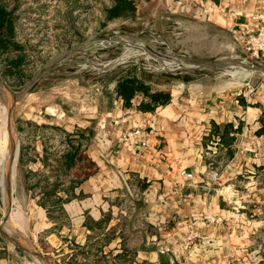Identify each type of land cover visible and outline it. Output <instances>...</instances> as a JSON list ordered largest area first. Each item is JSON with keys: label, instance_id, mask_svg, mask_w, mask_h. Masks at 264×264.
<instances>
[{"label": "crops", "instance_id": "crops-1", "mask_svg": "<svg viewBox=\"0 0 264 264\" xmlns=\"http://www.w3.org/2000/svg\"><path fill=\"white\" fill-rule=\"evenodd\" d=\"M170 8L191 11L201 22L228 32L233 43L226 48L243 55L247 54L244 37L233 35L232 30L256 27L264 20V0H172ZM259 61L264 63V58ZM144 78L155 90L169 91L167 104L143 110L141 106L148 107L149 101L137 94L125 105L116 94V80L109 87L108 107L101 109L94 101L81 99L84 89L69 82L50 94L44 113L35 111L33 119L39 128L66 119L70 129H86L97 120L85 148L97 172L76 190L83 198L64 205L65 213L79 218L76 232L84 233V243L89 233L82 227L85 213L97 220L104 211L100 212L102 196L124 189L141 199L147 210L135 264H249L256 252L249 245L260 222L246 217L233 184L255 171L264 177V135L258 134L264 125V85L246 95L241 88ZM95 95L100 97L99 92ZM42 114L49 118L43 119ZM212 124H231L233 130L240 125L239 133H229L235 137L231 159L219 137L211 135ZM135 130L141 134L123 141V135ZM141 141L148 147L138 150L134 145ZM43 148L36 154L37 161ZM34 201L37 205V198Z\"/></svg>", "mask_w": 264, "mask_h": 264}, {"label": "rangeland", "instance_id": "rangeland-1", "mask_svg": "<svg viewBox=\"0 0 264 264\" xmlns=\"http://www.w3.org/2000/svg\"><path fill=\"white\" fill-rule=\"evenodd\" d=\"M137 1L132 15L106 21L105 14L112 6L111 0H0V6L11 14L9 19L13 23L12 35L3 32L7 43L4 48L0 47V78L12 91L19 93L38 77L28 93L12 105L11 116L7 105L0 104V171L5 160L4 152L8 147L15 149H12L5 177L7 185L0 178L1 188L5 185L11 201L10 214L4 221L5 202L0 194V264H44L35 255L13 244L8 236L30 245L51 264L70 254L73 242L81 246L86 242L82 240L84 233L76 232L75 221L79 218L66 212L68 218L56 229L58 226L47 218L45 210L35 204L27 190V178H30L29 182H39L49 174L40 159L37 161L36 154H41V146H46L53 154H60L64 149L62 132L39 128L33 119L35 111L44 113L42 107L50 102L55 89L69 82L78 84L84 89L81 99L94 101L93 104L104 109L112 99L111 84L121 77L136 74L182 84L202 83L218 89L236 91L241 88L246 95H252L257 87L264 85L262 77L249 75L237 66H224L227 60L237 58L264 70V63L258 59L226 48L233 43L228 32L201 22L191 11L189 14L174 12L170 8L172 0ZM112 37H120L132 44L149 45L158 52L177 57L189 68L163 70L158 61L146 55H135L134 50L122 44H104L95 51L62 56L85 42ZM98 92L100 97L97 98L95 94ZM36 98L40 101H34ZM8 116L13 135L10 134ZM41 116L43 118V114ZM45 118L49 117L44 115ZM96 121L93 120L91 127L86 129H70V122L67 123L66 119L47 126L58 127L65 133L83 130L91 138ZM14 160L15 169L9 180ZM30 172L37 176L29 177ZM247 175L248 179L238 177L233 185L240 192L246 217L260 222L249 245L250 251L256 252L250 255L248 263L264 264V177L256 171L254 175ZM136 199L134 194L130 196L127 190L121 189L106 192L102 196L104 204L100 205V212L111 211L114 220L110 226L119 223V216L122 225L125 221L130 225L131 229L126 228V232L130 230L132 233L128 246L133 249L140 248L142 232L146 229L143 219L147 210L140 209ZM62 236L68 237L66 243L62 242ZM118 241L114 240L104 252L118 248Z\"/></svg>", "mask_w": 264, "mask_h": 264}, {"label": "trees", "instance_id": "trees-1", "mask_svg": "<svg viewBox=\"0 0 264 264\" xmlns=\"http://www.w3.org/2000/svg\"><path fill=\"white\" fill-rule=\"evenodd\" d=\"M112 6L106 10V21H111L117 18L132 15L137 7V0H111ZM10 13L6 8L0 6V47L4 48L6 39L3 38V32L12 35L13 23L10 18ZM188 83V82H186ZM184 84V83H183ZM116 94L121 97L125 105H128L130 100L137 94H141L148 99L149 106L141 109L153 110L156 106L165 105L169 102L170 94L168 90L158 91L155 87L146 82L144 77L137 74L133 76L121 77L117 80ZM264 116V112H263ZM53 129L56 132L63 134V151L58 154L50 153L48 148L44 146L43 156L40 159L44 168L48 169L49 174L43 176L39 182H29L27 178V190L33 199L37 198V205L45 210L47 218L58 226L63 225L68 217L64 211V205L75 199L83 198L81 192L76 193L80 185L88 180L97 172L96 164L91 161L85 154V148L89 144L90 137L87 132L77 130L74 133H65L56 127L44 126ZM222 129V130H221ZM240 125L233 130L231 124L223 127L212 124L211 135L219 137V143L227 147V157H233L231 146L235 141L234 136H229V133L237 134L240 132ZM258 134L264 135V125L258 131ZM23 148L21 147V161ZM37 176L36 173H29V177ZM138 185L144 187L141 181L136 180ZM43 184V185H42ZM142 187V188H143ZM62 195V196H61ZM131 196V195H130ZM130 198V197H128ZM136 205L140 209L145 206L141 199H136ZM117 219V218H116ZM114 220L111 211L101 212V216L95 220L85 213L82 227L89 233L84 245L72 243L71 253L63 255L55 264H135L138 249H133L128 246L130 230L126 232V228L130 225L125 221L121 224L120 216L119 223H115L109 227L110 222ZM66 223V222H65ZM147 227V224L144 223ZM129 233V236L126 234ZM119 239L118 248H113L104 252L114 240ZM67 238H62L66 243Z\"/></svg>", "mask_w": 264, "mask_h": 264}, {"label": "water", "instance_id": "water-1", "mask_svg": "<svg viewBox=\"0 0 264 264\" xmlns=\"http://www.w3.org/2000/svg\"><path fill=\"white\" fill-rule=\"evenodd\" d=\"M104 44H108V46H112L115 44H122L123 46H126L128 48H131L132 50L135 51V55L137 54H141V55H146L147 57H150L156 61L159 62V60H157L156 58H176L174 56L168 55V54H164L161 52L156 51L153 47L149 46V45H138V44H132L130 42H127L125 40H123L120 37H112L109 38L108 40H93V41H88L85 42L79 46H76L72 49H70L69 51L65 52L64 54H62V56H70L73 55L74 53L77 52H88V51H95L97 49L102 48V46ZM157 56V57H156ZM242 62L244 61L246 64L243 65L244 68L252 70L255 73H262L264 72L263 69L254 66L253 64L240 59ZM225 67H232V66H237L238 67V62H236V60H227L225 63H223ZM257 76H259L258 74H255ZM260 77V76H259ZM38 79V77H34V79L27 85L25 86L21 92L16 93L14 91H12V89L0 78V87L2 92H5V94L8 96V107H9V111H11L12 105L19 99L23 98L29 91V89L31 88V86L34 84V82H36ZM11 116V114H10ZM18 152H19V147L17 146V156H18ZM4 220H5V215H4ZM4 222V221H3ZM7 235V234H6ZM8 236V235H7ZM9 240L15 244L16 246H18L19 248H21L22 250L26 251L29 254L35 255L37 258H39L44 264H51L49 261H47L45 258H43L40 254H38L37 252H35L30 245L25 244L21 241H19L16 238L10 237L8 236Z\"/></svg>", "mask_w": 264, "mask_h": 264}, {"label": "bare ground", "instance_id": "bare-ground-1", "mask_svg": "<svg viewBox=\"0 0 264 264\" xmlns=\"http://www.w3.org/2000/svg\"><path fill=\"white\" fill-rule=\"evenodd\" d=\"M156 59L159 60V63L161 64V69H163V70H178V69H183V68H189L188 65H186L184 62H182L178 58L176 59V58L170 57V58L167 59V58H158L157 57ZM231 60H236V62H238V67L241 70L247 71V72H249L251 74H258L260 77H262L264 79V72H262V73H259V72L258 73H255L252 70H249V69H246V68L243 67V65L246 64L244 61L239 62L241 60L240 59H237V58L236 59H233L232 58ZM8 102H9L8 101V96L5 94V92H2L1 87H0V104L2 106H4L6 104L7 107H8ZM10 114H11V111H10ZM8 118H9V124H10V134L13 135L12 128H11V122H10V119L11 118L9 116H8ZM13 144H12V146H13ZM12 149L13 148H11V147H8L7 148V150L4 152V158H5V160L3 161V163L1 162L2 163L1 164L2 168H1V171H0V178L3 180L2 183L5 184V182H6L5 185H7V179H5V177L8 175L7 172H8L9 165H10L9 163L11 162L9 160L12 159L11 158L12 157ZM13 150H15V149H13ZM12 164H13V166H12ZM12 164H11L12 167L10 168L11 173L9 172V174H10V178H8L9 180H11L12 179V176H13V172H14V169H15V160H14V162ZM5 185H3L2 188H1V185H0V194H1V197L3 198V201L5 202V212H4V215H5V220H6L7 217L9 216V214H10V211H11V201H10V198H9L8 191L5 190Z\"/></svg>", "mask_w": 264, "mask_h": 264}, {"label": "built area", "instance_id": "built-area-1", "mask_svg": "<svg viewBox=\"0 0 264 264\" xmlns=\"http://www.w3.org/2000/svg\"><path fill=\"white\" fill-rule=\"evenodd\" d=\"M233 35L240 34L244 37V50L245 52L254 59L264 58V20H260V23L256 27L233 29ZM141 134V131L135 130L132 132H127L123 135L122 139L125 142L130 141L132 137H137ZM138 150L148 147L145 141H141L139 144L134 145ZM186 178H191L190 174L182 173Z\"/></svg>", "mask_w": 264, "mask_h": 264}]
</instances>
